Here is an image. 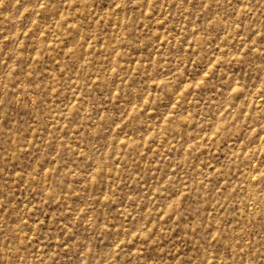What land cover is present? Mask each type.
<instances>
[{
	"label": "rangeland",
	"instance_id": "1",
	"mask_svg": "<svg viewBox=\"0 0 264 264\" xmlns=\"http://www.w3.org/2000/svg\"><path fill=\"white\" fill-rule=\"evenodd\" d=\"M0 264H264V0H0Z\"/></svg>",
	"mask_w": 264,
	"mask_h": 264
}]
</instances>
